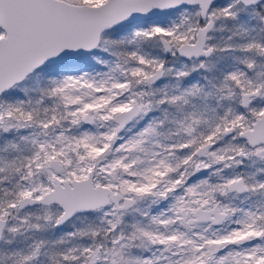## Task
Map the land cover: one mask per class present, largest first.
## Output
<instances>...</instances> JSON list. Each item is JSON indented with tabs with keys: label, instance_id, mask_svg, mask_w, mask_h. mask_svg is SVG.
Here are the masks:
<instances>
[{
	"label": "snow or ice",
	"instance_id": "6c2138e0",
	"mask_svg": "<svg viewBox=\"0 0 264 264\" xmlns=\"http://www.w3.org/2000/svg\"><path fill=\"white\" fill-rule=\"evenodd\" d=\"M0 264H264V0H0Z\"/></svg>",
	"mask_w": 264,
	"mask_h": 264
}]
</instances>
